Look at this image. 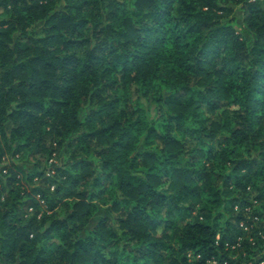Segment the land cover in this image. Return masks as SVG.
Wrapping results in <instances>:
<instances>
[{
	"label": "trees",
	"instance_id": "16d2710c",
	"mask_svg": "<svg viewBox=\"0 0 264 264\" xmlns=\"http://www.w3.org/2000/svg\"><path fill=\"white\" fill-rule=\"evenodd\" d=\"M0 264H264V0H0Z\"/></svg>",
	"mask_w": 264,
	"mask_h": 264
},
{
	"label": "rangeland",
	"instance_id": "374dc122",
	"mask_svg": "<svg viewBox=\"0 0 264 264\" xmlns=\"http://www.w3.org/2000/svg\"><path fill=\"white\" fill-rule=\"evenodd\" d=\"M252 1H261V0H252ZM233 9L234 12L232 18L235 20L233 21V24L235 25V29L237 33H240L246 41H250L252 39V36L246 31L244 24L242 23V19H241L242 13L240 8L238 6H234ZM34 29L37 33H40L42 31V24H37L34 27ZM153 105H154L153 103L150 104V107H153ZM14 162L18 167L26 171L31 170L34 164V160H32L29 157H21V155L16 157ZM54 162H57V160L55 159ZM109 215L110 213L108 208L100 207L99 212L93 218V222L97 221L100 217L109 216Z\"/></svg>",
	"mask_w": 264,
	"mask_h": 264
}]
</instances>
